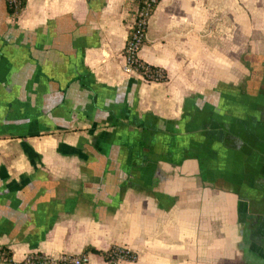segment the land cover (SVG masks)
<instances>
[{
	"label": "crops",
	"instance_id": "1",
	"mask_svg": "<svg viewBox=\"0 0 264 264\" xmlns=\"http://www.w3.org/2000/svg\"><path fill=\"white\" fill-rule=\"evenodd\" d=\"M135 7L0 0V247L264 264V0H159L138 56L165 80L126 69Z\"/></svg>",
	"mask_w": 264,
	"mask_h": 264
},
{
	"label": "built area",
	"instance_id": "2",
	"mask_svg": "<svg viewBox=\"0 0 264 264\" xmlns=\"http://www.w3.org/2000/svg\"><path fill=\"white\" fill-rule=\"evenodd\" d=\"M12 1V0H9ZM159 2V0H145L144 5L139 8L136 7L134 11L133 23V32L130 35L129 39L125 42L124 46V56L126 61V69L127 70H134L138 72V68H147V62L143 61L138 56V50L141 46V41L145 35L143 32V27L147 24V20L151 15V9ZM157 74L152 75L153 78H156ZM126 250L129 251L130 249L126 246H122L120 248V252H124ZM119 256V255H118ZM58 260L63 261L65 264H86L87 256L85 253H80L78 255H61L59 257H51L45 254H35L32 253L27 254L22 260L12 264H49L57 262ZM119 260H122L120 257L117 259V263Z\"/></svg>",
	"mask_w": 264,
	"mask_h": 264
},
{
	"label": "trees",
	"instance_id": "3",
	"mask_svg": "<svg viewBox=\"0 0 264 264\" xmlns=\"http://www.w3.org/2000/svg\"><path fill=\"white\" fill-rule=\"evenodd\" d=\"M133 1L135 3V6L139 7V8H141L145 2V0H133ZM6 4H7L8 12L12 15V19H15L17 14L21 10V8L24 6L25 0H12V1L6 0ZM155 6L151 9L150 13L153 12ZM136 7H135V9H136ZM135 9H134V11H135ZM142 29H143V32L145 33L146 24L144 25V27ZM132 32H133V26L132 27L130 26L126 41H127V39H129ZM144 41H145V35L141 41V46L143 45ZM147 66L148 67L146 69L145 68L144 69L138 68V72L141 73L144 78L149 79V80H165L167 78L166 71L163 68H160L158 66H154V65L149 64V63H147ZM153 73L154 74L158 73V76L156 78H153L152 77ZM122 246L123 245H113V246L109 247L107 250H100V249H97L93 246H85L82 253L86 252L87 250H91V251L100 253L103 255L107 264H118L117 263L118 257H120L121 259H129V260L135 259L136 253L133 252L132 250H129L127 252H126V250L124 252H120L119 250ZM32 254L35 255V254H42V253L35 252ZM0 260L4 261L6 264H12L13 263V261L11 260L10 250L6 246L0 247ZM49 264H65V263L61 260H58L57 262L49 263Z\"/></svg>",
	"mask_w": 264,
	"mask_h": 264
}]
</instances>
